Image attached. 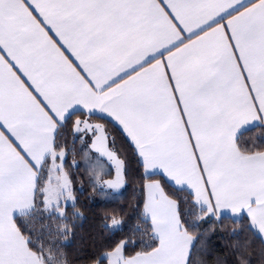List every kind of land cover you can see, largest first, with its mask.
<instances>
[{
	"label": "snow or ice",
	"instance_id": "obj_1",
	"mask_svg": "<svg viewBox=\"0 0 264 264\" xmlns=\"http://www.w3.org/2000/svg\"><path fill=\"white\" fill-rule=\"evenodd\" d=\"M0 264H264V0H0Z\"/></svg>",
	"mask_w": 264,
	"mask_h": 264
}]
</instances>
